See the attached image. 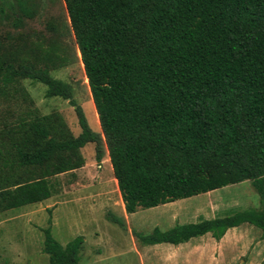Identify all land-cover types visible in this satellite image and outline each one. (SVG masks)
I'll return each instance as SVG.
<instances>
[{
	"label": "trees",
	"instance_id": "trees-1",
	"mask_svg": "<svg viewBox=\"0 0 264 264\" xmlns=\"http://www.w3.org/2000/svg\"><path fill=\"white\" fill-rule=\"evenodd\" d=\"M64 3L103 136L90 128L73 87L48 67L0 60V95L18 79L41 82L47 97L70 100L81 128L75 137L60 116L35 115L12 130L19 140L2 156L12 175L0 185V208L50 199L48 178L82 168L81 150L93 143L98 162L107 147L128 214L246 181L259 195L260 209L150 235L134 231L142 246H179L209 234L219 242L245 224L264 241V0ZM53 49L44 61H69ZM111 221L125 226L115 215ZM44 233L50 264H79L83 237L62 246Z\"/></svg>",
	"mask_w": 264,
	"mask_h": 264
},
{
	"label": "rangeland",
	"instance_id": "rangeland-1",
	"mask_svg": "<svg viewBox=\"0 0 264 264\" xmlns=\"http://www.w3.org/2000/svg\"><path fill=\"white\" fill-rule=\"evenodd\" d=\"M48 48L69 61L56 65L44 61ZM80 57L64 0H0V60L15 68L28 60L39 68L48 67L52 77L73 87V100L82 107L90 128L103 136ZM46 93L45 84L18 79L0 95V185L7 186L6 178L12 175L2 156L13 153L12 142L19 139L11 131L23 120L58 115L75 137L80 135L70 100ZM81 154L82 168L48 178L50 199L12 210L0 208V264H50L44 252L45 230L62 246L83 237L79 264H264L262 231L248 224L231 230V240L222 251L210 247L206 236L201 242L203 253L183 260L171 256L174 251L168 254L164 248L142 246L134 235V231L150 235L155 228L168 230L260 209L250 181L129 215L124 212L107 147L101 162L96 159V144L86 145ZM17 173L25 176L24 171ZM111 215L122 218L125 226L111 221Z\"/></svg>",
	"mask_w": 264,
	"mask_h": 264
},
{
	"label": "crops",
	"instance_id": "crops-1",
	"mask_svg": "<svg viewBox=\"0 0 264 264\" xmlns=\"http://www.w3.org/2000/svg\"><path fill=\"white\" fill-rule=\"evenodd\" d=\"M110 165H111V168H112V164L111 163H110ZM112 170H113V168H112ZM115 181H116V179H115ZM117 185H118V183H117ZM124 212H125V214H128L126 212V210H125V205H124ZM203 220H208V219H203ZM200 221H202V220H200ZM200 221H198V222H200ZM194 223H197V222H194ZM181 225H184V224H181ZM169 229H171V228H168V230ZM231 230H233V229H230L227 232V234L223 237V239L221 241H219V242L216 241L210 234L206 235V236H210L209 237L210 240L208 241V243H210V247L212 246L213 249H215L216 248L215 246H217V249L219 248L222 251V249L225 248L226 245L228 244V242L231 240V238H230V236L232 234ZM162 231H167V230H162ZM206 236L200 237V238H194V239H192L191 241H189L187 243L180 244L179 246H174V245L163 243V244H158V245H153V246H145V247L164 248L166 250H169L168 254H170L172 251H174L175 254H170V255L171 256H177L180 260H183V258L195 257V256H198L199 254L203 253L202 250L204 248H203L201 242L204 241V238H206ZM175 259H177V258H175Z\"/></svg>",
	"mask_w": 264,
	"mask_h": 264
}]
</instances>
